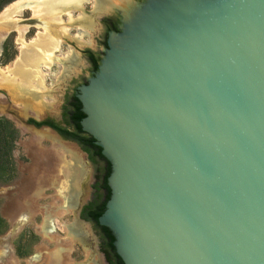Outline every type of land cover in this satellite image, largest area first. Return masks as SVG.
Masks as SVG:
<instances>
[{
    "label": "water",
    "instance_id": "water-1",
    "mask_svg": "<svg viewBox=\"0 0 264 264\" xmlns=\"http://www.w3.org/2000/svg\"><path fill=\"white\" fill-rule=\"evenodd\" d=\"M129 4L80 90L97 224L123 264H264V0Z\"/></svg>",
    "mask_w": 264,
    "mask_h": 264
},
{
    "label": "rangeland",
    "instance_id": "rangeland-1",
    "mask_svg": "<svg viewBox=\"0 0 264 264\" xmlns=\"http://www.w3.org/2000/svg\"><path fill=\"white\" fill-rule=\"evenodd\" d=\"M137 2L139 1L133 0V3ZM10 4L3 7L0 14ZM94 9L95 0H87L83 3L82 10H72L70 14L63 13L60 16V22L64 34L58 35L59 38L41 27H32L27 30L24 42L28 45L33 43L41 33L48 34L50 38H53L52 54L54 59L59 61H54L50 67L45 66L43 62L39 63V68L46 77L38 83L32 82L28 87V93H34L36 98L31 97L34 94L28 98H20L11 86L1 82L4 80L2 79L4 74L1 73H7L8 70L14 68L21 56L22 46L18 43L17 34L14 32H9L6 39L1 42L2 45L0 44V264H13V262L17 264H46L48 253L55 250H63L64 252L70 250L67 252L68 254H63L66 261L64 264H67L68 261L69 264H94L99 256L95 252L97 239L100 237L97 230H90L91 225L88 223L83 225L89 232L88 239L86 238L87 241L84 243V241H72V238L70 239L67 235V226L75 220H81L80 210L83 207L101 199L103 193L96 192L94 186L97 177L103 172V162L96 160L91 165L87 161L86 155H82L77 150L82 156L85 170L78 197V207L60 217L57 214V217H54L51 222L53 230L44 236L41 232L43 213L44 210H50V207L55 206L56 199L54 190L48 184L44 185L39 196L31 198L35 180L41 173L45 171L49 173V170L43 169L42 165H35L28 149L29 146L34 149L41 148L51 154L49 148H51L52 143L45 138L36 139L39 134L45 131H34L22 122L23 119L27 121L30 117L36 119L32 116V109H38L40 101L42 105L43 102H46L52 107L53 112H56L57 106L62 103V97L71 94L73 89L78 86L79 76L82 75L81 77L84 78L88 76L89 65L84 53L86 50L94 53L99 51L97 46H101V42L104 40L103 27L107 23L106 18L96 17ZM113 14L115 13L111 12L107 16L110 17ZM30 15V12H26L23 17L29 18ZM83 17L95 18L93 32L83 29L84 24L78 21ZM110 40L113 41V36L110 37ZM66 59H69L70 62L75 60V62L61 63ZM66 69L67 73L75 72L77 77L75 83L60 82L63 74L66 73ZM8 79L12 81L10 78ZM15 81L18 79L16 78ZM50 115L53 116L51 113ZM45 117L39 115L36 120L41 121ZM4 122H7L9 127L18 133V139L10 156L13 168L6 163L7 159L4 158V155L2 156L8 141ZM53 137L62 143L54 135ZM62 144L77 149L72 145ZM49 162L52 163L50 171L54 170L51 175H56V166L53 165L52 161ZM46 172L43 174L44 176ZM27 198L32 203V208L31 213L25 214L23 202ZM71 243L72 248L70 249Z\"/></svg>",
    "mask_w": 264,
    "mask_h": 264
},
{
    "label": "bare ground",
    "instance_id": "bare-ground-1",
    "mask_svg": "<svg viewBox=\"0 0 264 264\" xmlns=\"http://www.w3.org/2000/svg\"><path fill=\"white\" fill-rule=\"evenodd\" d=\"M86 1L87 0H19L13 2L2 11L0 14V44L6 39L5 37L7 34L10 31H13L17 34V41L22 46V50L20 53L21 56L17 60L14 68L8 70L7 73H1L4 74L2 75V79L4 80L1 81L0 79V81L11 86L13 90L16 91L18 97H30V95L34 94L28 93V87H30L32 82L38 83L40 80L43 81L45 79L46 76H44L41 72L42 70L39 68L40 62H43L45 66L50 67L54 61H57L52 54L53 38H50L48 34L41 33L35 41L33 40V43L28 45L24 42L27 30L32 27H41L59 38L64 34L60 22V16L63 13L70 14L73 9L82 10V5ZM130 1L131 0H95L94 14L96 17H99L107 14L112 9H118L122 11L126 19H128L130 16H127L126 13L129 5H131L129 4ZM26 12H30L31 15L29 18L23 17ZM94 20L95 18L83 17L78 21L84 24L83 29L93 32ZM66 61L70 62L69 59H66L61 63H67ZM72 62L74 63L75 60ZM8 78L12 81H9ZM16 78L18 81H15ZM5 79L8 80L5 81ZM31 97H35V94ZM41 104L42 102L40 101V105ZM32 114L36 118L39 115L36 111ZM45 132L39 134L36 139L45 138V140L47 139L50 141V143H52L51 148H49L51 154L41 148L34 149L29 146L28 149L33 163L35 165H42L44 167L43 169L49 170V173L44 170L46 172L45 176L43 175L45 172H40L41 174L35 180L31 198L39 196L44 185L48 184V186L54 190V196L56 199L55 206L50 207V210H44L43 213L41 232H43L44 236L53 230L51 222L54 217H60L67 212L70 213L78 205L79 192L85 175L84 162L77 149L58 142L53 135H49ZM49 161H52L53 165L56 166V175H51L54 170L52 169V171H50L52 163ZM23 203L25 209L24 213H31L32 203L29 202L28 198ZM88 233L87 229L77 220L67 226V235L70 239L72 238V241H84L88 237ZM71 248L72 243L70 244V249ZM69 251L70 250H67V252ZM67 252H64L63 250H55L48 253L46 264H64L66 261L64 257L65 255L63 254ZM68 262L67 264L70 263ZM13 264L17 263L13 262Z\"/></svg>",
    "mask_w": 264,
    "mask_h": 264
},
{
    "label": "flooded vegetation",
    "instance_id": "flooded-vegetation-1",
    "mask_svg": "<svg viewBox=\"0 0 264 264\" xmlns=\"http://www.w3.org/2000/svg\"><path fill=\"white\" fill-rule=\"evenodd\" d=\"M138 1L139 2H137V3L143 2V0H138ZM73 10H75V9H73ZM107 15H108V13L103 16V18H106L105 20L107 23H105V25L103 27L104 40L101 42V46H97L99 51L94 53L90 50H86L84 53L86 61L89 65L88 76L85 78L81 77L82 75L79 76V82L77 83L78 86L73 89L71 94L64 95L62 97V103L57 106L56 112H53V109L50 105H48L46 102H43L44 104L43 105L41 104L39 106V108L36 109L37 111L34 109H32V110H33V112L36 111L40 116L41 115L46 116L45 119L38 121L36 119L39 117V115L37 118L32 115L36 119H33L30 117L24 123L26 127L31 126V127L37 128V129H40L41 127H45V128L51 129L57 135H59L64 141H69L72 144L77 145L79 148V151L81 153H83L84 155H86V159L88 162L91 163V165H93V162L91 161L89 155L83 151L81 146L73 140H68V139L64 138L55 129H65L68 133H72L73 130L76 129V126L73 122V116H75L76 112H77V110H76L77 102L80 103V100H79V97L81 96L80 90H81V88L87 86L89 84V81L95 77V74L97 73L98 68L101 66V62L104 59L106 52H108L110 50V44H109L110 35L111 34H113V35L122 34V31H121V18H122V16L118 13H115V14L111 15L110 17H108ZM88 54L89 55L92 54V57H94L97 60L96 63H94L95 65L92 62L91 56H89ZM67 72L68 71L66 69V73L63 74V77L61 78L60 82L61 83H67L68 82L70 84L75 83L77 80L75 72H72V71L69 73H67ZM80 111L84 115V113L82 111L81 103H80ZM50 113L53 114V116L50 115ZM81 121H82V119H81ZM81 121L79 123L80 127H81ZM81 129H82V127H81ZM81 131L83 133H85L83 130H81ZM66 144H68V143H66ZM72 144H69V145H72ZM75 145H72V146L75 147ZM97 160L103 162V165H104L103 172L101 173L100 176L97 177L96 185L94 186V189L96 192L103 193L101 199L99 201H96L98 203H101V202H103V200L107 194V191L105 190V187H104V180H105V176L107 174L108 166L110 167V165L104 158L103 159H97ZM106 185H107V182H106ZM107 187H108V185H107ZM85 207H83L80 210L81 220H79V223L82 225H85L87 223L90 224L91 225L90 230L95 229L100 234V237L97 239V245H96V249H95L96 250L95 252L99 256H98L97 260L94 262V264H123L122 260L117 256V253H116V250L114 247V238L112 241L109 238H106L103 234L102 229H101L103 227L96 225L92 221L87 220L85 218L84 213H83ZM87 239L84 240V243H86Z\"/></svg>",
    "mask_w": 264,
    "mask_h": 264
},
{
    "label": "trees",
    "instance_id": "trees-1",
    "mask_svg": "<svg viewBox=\"0 0 264 264\" xmlns=\"http://www.w3.org/2000/svg\"><path fill=\"white\" fill-rule=\"evenodd\" d=\"M13 1H15V0H0V11L2 10L3 7L12 3ZM89 56H91L93 64L96 63L97 60L94 57H92V54H90ZM76 110H77L76 115L73 116V122L76 126V129H74L72 133H68L65 129H55V130L64 138L77 142L81 146L83 151L89 155L91 161L93 163H95V161L97 159H103V157L101 156V150H100V148H98L97 146L94 145V143H93L94 141H93L92 137H90L89 135H87L81 131L82 129H81L79 123H80L81 119H83L85 116L80 111V103L79 102H77ZM4 125H5L6 130H7L8 141H7L6 147L4 149V152L2 153V156L4 155V158L7 159L6 163H8L11 168H13L12 158L10 156L14 150V144L18 139V133L16 132L15 129L10 128L9 124L7 122H4ZM8 164H6V165H8ZM2 165H4V164H2ZM109 174H110V167L108 166L107 174H106L105 180H104V187H105V190L107 191V194H106V197L104 198L103 202H101V203L92 202L84 208L83 213H84L85 218L87 220L92 221L96 225H98L97 219H98V217H100L103 214V212L105 210V204L108 201L109 196H110L109 188L106 185V179L109 176ZM101 229L103 231L104 236L106 238H109L112 241L113 237L110 234V232L106 228H101Z\"/></svg>",
    "mask_w": 264,
    "mask_h": 264
}]
</instances>
